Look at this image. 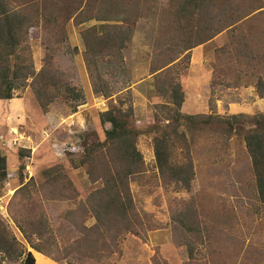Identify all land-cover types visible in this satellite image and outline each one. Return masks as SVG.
<instances>
[{
  "label": "rangeland",
  "instance_id": "374dc122",
  "mask_svg": "<svg viewBox=\"0 0 264 264\" xmlns=\"http://www.w3.org/2000/svg\"><path fill=\"white\" fill-rule=\"evenodd\" d=\"M9 1L16 9L32 6L38 10L32 13L34 26L28 34L35 72L49 67L62 81L82 90L85 100L75 110L76 101L64 97L44 107L31 79L13 98L0 100V145L8 174L0 184V232L15 239L14 245L0 249V264H21L20 246L36 251L18 222L25 225L31 218H40L44 235L35 242L57 256L75 244L83 224L90 227L95 223L80 210L99 185L91 181L86 167L106 164L100 158L97 163L86 162L85 154L90 148L98 152L97 142L105 139L99 115L112 104L131 108L140 131L136 145L143 162L140 172L130 178L129 189L147 230L141 237L126 236L121 252L110 262L93 259L90 264H264V203L258 198L243 135L183 129L173 134V161H190L193 170L189 188H181L160 174L155 135L149 131L156 124L164 127L167 123L158 108L165 98L158 94L160 83L154 79L157 72L152 71L173 59L160 78L179 81L184 94L182 113H264V98L249 81L253 72L256 80L259 75L264 77V19L244 28L246 33L254 29L251 44L262 57L241 67L237 64L241 57H236L231 45L232 35L226 31L183 51L197 36L183 33L185 22L172 14L179 0H134L132 20L125 23L131 31L125 30L129 39L122 56L116 50L114 57L100 59L99 70L92 76L84 60L81 32L106 22L77 16L81 6L77 0ZM68 9L72 14H66ZM100 75L109 96L94 92L93 80ZM223 76L231 87L224 86ZM51 167L60 168L63 176L58 183L44 176V170ZM31 179L35 185L22 189ZM186 212L194 216L197 231L181 229V220L187 219L178 218ZM46 257L52 264H64Z\"/></svg>",
  "mask_w": 264,
  "mask_h": 264
},
{
  "label": "trees",
  "instance_id": "16d2710c",
  "mask_svg": "<svg viewBox=\"0 0 264 264\" xmlns=\"http://www.w3.org/2000/svg\"><path fill=\"white\" fill-rule=\"evenodd\" d=\"M133 1L77 0L81 2L77 16L82 15L86 20L96 18L98 21L106 22L99 27H89L81 32L84 60L92 76L93 72L99 70L100 59L114 57L116 50L119 56H122L121 52L126 48V41L129 39L127 34L131 31L130 27L126 28L125 23H130L132 20ZM12 6L11 1L0 0V100L13 98L15 91L25 87L31 79L30 85L42 106H47L57 97H64L76 101L73 105L75 110L77 105L85 100V93L62 81L59 75L52 72L49 67L37 73L33 68L28 34L34 26L32 13L36 14L38 10L32 9V6H24L20 9ZM87 11H89L88 14H86ZM65 12L67 15L72 14L71 9ZM92 14H95V17H91ZM172 14L177 20L185 22L182 26L183 33L197 36V40L188 43L189 47L183 51L226 31L232 35L231 45L239 54L236 57H241V60L237 62L238 65L241 67L252 65L254 60L257 62L262 57L258 49H253L251 44L254 29L246 33L244 28L253 25L255 21L260 20L259 18L264 19V0H179V6L172 11ZM125 30L128 33L125 34ZM205 33H207L206 38L202 39ZM47 48L49 50L51 46L47 44ZM173 60L155 67L152 71V73L157 72L154 79L156 78L160 83L157 88L158 94L165 98V102L158 105V108L164 120L167 121L164 127L156 124L149 130L155 135L154 153L160 174L173 181L176 186L181 184L183 186L181 188H189L193 178L190 161L183 164H176L173 161V134L179 133L181 129L183 132L187 130L190 133L210 130L232 134L236 131L243 135L246 147L251 154L258 198L264 203V113L253 116L182 113L180 109L184 102V94L179 81L169 76L160 78L168 69L165 67ZM237 73L236 79L239 85L241 71ZM222 79L224 86L231 87L232 84L228 83L224 76ZM249 81L256 87L259 97L264 98V77L259 75L256 80L253 72ZM92 86L96 94L110 95L108 88L107 90L103 88L104 81L101 75L93 80ZM99 117L104 127L105 139L97 142L98 152L90 148L85 158L88 159L86 162L90 161V163H97L100 158L101 163L106 166L86 167L91 181H97L99 185L92 189L86 204L80 207L84 215L89 214L95 223L90 227L83 224L80 231L82 235L76 239L75 244L58 256L53 253L54 251H48L42 247L40 242H35L40 235H44L40 231L42 226L40 218H31L27 224L24 223L25 225L17 223L34 250L51 256L59 262L62 261L64 264H90L94 261L93 259L110 262L117 252H121L120 244L126 236L141 237V232L147 230L140 213L135 208L129 189L130 178L140 172V165L143 162L136 145L140 131L134 124L132 109L112 104ZM6 164L7 159L0 145V184L8 175ZM44 176L48 178V181L58 183L56 181L63 175L59 167H51L44 170ZM31 185H35L33 179L24 184L22 189H27ZM65 188L68 189L66 185ZM178 220H181L182 230L188 232L198 230V223L194 222V216H190V212L183 213ZM1 232L0 249L14 245L15 239L8 238ZM20 247L18 253L23 256L21 264H36L33 252Z\"/></svg>",
  "mask_w": 264,
  "mask_h": 264
},
{
  "label": "crops",
  "instance_id": "0c3cea01",
  "mask_svg": "<svg viewBox=\"0 0 264 264\" xmlns=\"http://www.w3.org/2000/svg\"><path fill=\"white\" fill-rule=\"evenodd\" d=\"M36 259V263L41 262L42 264H52L51 260L40 252L33 251Z\"/></svg>",
  "mask_w": 264,
  "mask_h": 264
}]
</instances>
